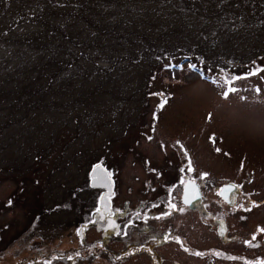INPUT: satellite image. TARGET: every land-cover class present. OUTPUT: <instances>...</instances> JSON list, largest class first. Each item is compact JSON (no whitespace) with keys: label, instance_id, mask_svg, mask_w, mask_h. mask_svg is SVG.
<instances>
[{"label":"rangeland","instance_id":"obj_1","mask_svg":"<svg viewBox=\"0 0 264 264\" xmlns=\"http://www.w3.org/2000/svg\"><path fill=\"white\" fill-rule=\"evenodd\" d=\"M48 31L55 37L42 40ZM142 37L181 62L158 68L161 51H133ZM42 52L74 79H49ZM31 54L37 67L24 64ZM78 55L82 79L66 61ZM185 150L210 188L234 181L241 194L229 207L206 191L200 214L151 220L158 263L264 264V0H0V264H150L143 252L118 260L128 242L144 248L146 230L99 249L111 219L95 215L89 170L100 161L114 176L112 207L138 208L189 169ZM177 192L165 197L180 204ZM214 215L229 242L214 235Z\"/></svg>","mask_w":264,"mask_h":264},{"label":"flooded vegetation","instance_id":"obj_2","mask_svg":"<svg viewBox=\"0 0 264 264\" xmlns=\"http://www.w3.org/2000/svg\"><path fill=\"white\" fill-rule=\"evenodd\" d=\"M185 161L183 162V165H185V163L188 161V157L184 156ZM192 163V160H191ZM182 164V163H181ZM187 173H182L181 174V178H179L176 182V184L174 185V187L177 188L180 187L179 192L180 193V200H181V193H182V187L184 185V182L187 180L190 181H194L198 184H200L202 191V194L204 195V192H206V190L211 191L212 193V198L215 199V197H218V189L219 187L214 186L213 188H210L208 185H206L203 182H206V178L201 179L200 177H195V170H191L189 171V169H187ZM134 176V175H133ZM156 178H162L160 175L158 176H153ZM138 178H151L150 175H143V176H138ZM203 181V182H202ZM100 193H103L104 189H100L99 190ZM117 191V189H115V192ZM176 193V190H175ZM163 192L159 193L158 195H162ZM259 194V193H258ZM216 195V196H215ZM151 197V196H149ZM164 197V198H163ZM246 197V196H245ZM162 198V199H161ZM169 196L165 197L162 196L159 199H161L159 201V203L154 206H148L145 203H142L141 206H139L138 208H135V206L129 202L128 200H124L122 202V211L119 210V208L117 206L112 207L113 210L111 211V213H109V218L111 219V223L107 224L106 226H104L101 230H99L100 233V237H99V249L101 250H105V246L108 245L110 242L115 241V236L117 234L118 237H122L123 235L132 233L133 231H138V234H144V231L146 230V238L145 240L142 242L144 243V248L141 249L137 248L138 244H136L134 242L133 246L128 242L126 244L123 245V250L121 251V253L118 255V260L119 261H124L125 259H130L132 258L135 253L139 252L142 253L143 252V256L147 258V260L149 261L150 264H159L158 261L161 260H165V256L163 254H157V250L155 249L156 245H160L163 246V238L162 235L159 233V231H161L160 229H154L153 232L152 231V226H151V220H155L156 218H161L162 220H166L169 217H174L176 215V213L180 210L188 212L187 207H183L179 203H176L175 200L173 201H168ZM147 203V201H146ZM223 203V202H222ZM257 207L259 210L263 211L264 210V197L258 198L257 200ZM171 205H176L175 209L171 208ZM180 205V206H179ZM125 208H133L135 210V213L131 216L127 215L125 213ZM203 208L197 209L192 211L191 213H194L195 215L200 214L199 212H202ZM97 214H99V212H96V217ZM101 215V214H100ZM127 216L129 218H127V221H130L128 223H124L123 222V217ZM141 216L143 218H141ZM106 218V217H105ZM219 219H224L223 216H218V217H213V221L214 224L216 226L217 221ZM140 221V222H139ZM260 227L263 225V223L258 224ZM264 229V225L263 228ZM264 231H262L261 233L263 234ZM134 239H136V237H133ZM126 241V240H125ZM230 241V238L227 237L224 242L227 243ZM247 244H254L253 241H248ZM249 246V245H248ZM253 245H251L252 247ZM152 247L154 249H152ZM108 251V249H106ZM212 251V250H210ZM208 252V250H206V248L200 249V248H196V250L194 251V259L199 260L200 256H202V259L206 258V253ZM196 253H200V255H196ZM215 253V252H214ZM115 260V258H114Z\"/></svg>","mask_w":264,"mask_h":264},{"label":"trees","instance_id":"obj_3","mask_svg":"<svg viewBox=\"0 0 264 264\" xmlns=\"http://www.w3.org/2000/svg\"><path fill=\"white\" fill-rule=\"evenodd\" d=\"M75 26H76V28H77V32H78V30H79V23H75ZM46 33V32H45ZM51 36H50V35ZM78 34H79V32H78ZM52 37H55V35H53L50 31H48L47 32V34L44 36H41L40 38L42 39V40H46V39H50V38H52ZM133 44L135 45V48L133 49V51L134 52H145V51H153V52H157L158 53V55H159V51H161L162 52V50H156L154 47H152L151 45H150V41L147 43V42H145V40L143 39V37L142 38H138V39H135V41L133 42ZM69 46V49H71V50H73V48H74V46L73 45H68ZM50 53L51 52H49V53H46V54H44L43 52H42V56L44 57L45 56V58H46V60H47V62L48 63H46L44 66L45 67H47V68H49V69H52L53 71H55L56 72V74H57V76H49V79H54V77L55 78H63V79H74V78H71L72 77V72H70V74L69 73H65V72H63V66H60L59 64H66V63H63V62H59L58 60H56V59H54L52 56L50 57ZM182 54L183 53H181L180 51H178L177 50V55H176V57H175V59H173L172 61H170L169 63L168 62H165V57H168L169 55L168 54H166V53H163L162 52V55H159V58H160V65H158V68H161V66L162 67H167V68H173V66H174V64L176 63V62H181V57H182ZM60 55H62V54H60ZM170 56H173V55H171L170 54ZM169 56V57H170ZM156 57H157V55H155L151 60H150V65L153 67V69L152 70H155V68H156ZM30 60H28V61H26V62H24V64L25 65H30L31 67H37L38 65H33V63L31 64L30 62L31 61H33V60H35V58H38L37 56H35V55H33V54H31L30 55ZM68 63H71V65L72 64H74V63H78V72H79V74H77V75H75V77L76 78H81L82 79V76H81V72H80V70L86 65V60H85V58L83 57V56H81V55H78V57H71V59H69V60H66ZM118 63V61H116V63L115 64H117ZM60 72V73H59ZM41 76H43V75H41ZM72 85L73 84H70V85H66V86H63V87H59V88H61L62 90H64V89H66V88H69V87H72ZM53 89H56V86H54V88ZM47 90V88L45 87V88H43V89H40V88H38V94H43V92H45ZM76 95V94H75ZM94 163H101L100 161H96V162H94ZM107 164H109V165H111L110 163H107ZM104 165V167L105 168H107L106 166H105V164H103ZM108 169V168H107ZM90 221H92L91 220V215H89L88 216V222H90ZM38 237H41L40 239H43V234H40Z\"/></svg>","mask_w":264,"mask_h":264},{"label":"water","instance_id":"obj_4","mask_svg":"<svg viewBox=\"0 0 264 264\" xmlns=\"http://www.w3.org/2000/svg\"><path fill=\"white\" fill-rule=\"evenodd\" d=\"M99 173H103V174L107 175L106 170H104L101 167H97L96 166L94 168V170H92V172H91L93 179L97 176L98 181H101V183L103 182L105 185L111 184L110 178H108V180L107 179L105 180L104 177L101 176ZM105 178H107V176ZM229 185L237 186L236 189H235V191H236L235 200H233L230 203L229 200L225 199V196L228 195L227 193L219 194V196L226 204H228L229 206H233L236 203L237 196L240 193V189H239V186L237 184L232 183V182L225 183V184H223L221 186V188L219 189L218 193H220L221 189H223V188H225V187H227ZM183 188H184V190H183V194H182V198H181L182 202L184 203L185 194H187V196L189 198V203L188 204L184 203V204L188 205L190 208L199 207L201 202H202V195H201V190H200L199 186L195 183V190H194L192 182L188 181V182H186L184 184ZM108 207L109 206H106V208H104V209L108 210ZM218 223H219V225L217 226V232L222 238H224L225 237V233L227 231L226 224H225V222L223 220H219Z\"/></svg>","mask_w":264,"mask_h":264},{"label":"snow or ice","instance_id":"obj_5","mask_svg":"<svg viewBox=\"0 0 264 264\" xmlns=\"http://www.w3.org/2000/svg\"><path fill=\"white\" fill-rule=\"evenodd\" d=\"M227 94H228L227 92L224 93L225 98L227 97ZM177 144L180 145L181 148H183V146L180 144L179 141H177ZM218 151H219V149H217V152ZM185 155L187 156V151L186 150H185ZM188 163H189V171H191L192 169L190 167V165H191V160L190 159H189ZM97 167H99V165H97ZM108 175L110 176L111 173H109ZM206 175H207L206 173L203 174L201 176V179H203ZM192 185H193V189L195 190V182L194 181L192 182ZM236 187L237 186H235V185H229V186L221 189L220 190V193H218V194L227 193L228 195L225 196V199L229 200V202L231 203L233 200H235V197H236V191H235ZM184 203L185 204H188L189 203V198H188L187 194H185ZM241 206H243V205H241ZM171 208L172 209H175L176 208V205H171ZM246 210H251V209L249 208V209H246ZM99 211H100V209H97V212H99ZM260 230L261 231H264V229H260ZM78 235H79V233H78ZM178 239L179 238H177V240ZM253 239H255V235H253ZM185 251H187V249H185ZM196 255H200V253H196Z\"/></svg>","mask_w":264,"mask_h":264}]
</instances>
